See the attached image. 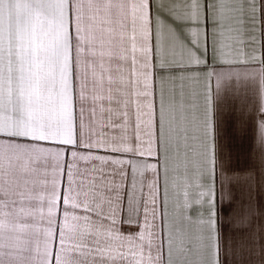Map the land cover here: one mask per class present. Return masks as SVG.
Wrapping results in <instances>:
<instances>
[{
  "label": "snow or ice",
  "instance_id": "1",
  "mask_svg": "<svg viewBox=\"0 0 264 264\" xmlns=\"http://www.w3.org/2000/svg\"><path fill=\"white\" fill-rule=\"evenodd\" d=\"M233 78L264 93V0H0V264H222Z\"/></svg>",
  "mask_w": 264,
  "mask_h": 264
},
{
  "label": "crops",
  "instance_id": "2",
  "mask_svg": "<svg viewBox=\"0 0 264 264\" xmlns=\"http://www.w3.org/2000/svg\"><path fill=\"white\" fill-rule=\"evenodd\" d=\"M243 65H225L217 71L243 72ZM216 95L215 78L212 81ZM218 111L228 116L229 156L218 165L216 173L217 216L221 234L220 260L222 264H264V144L261 143L259 123L264 120V93L259 80L227 81L215 101ZM241 121L245 131L233 133L232 124ZM231 194L233 203H221V193ZM239 202L247 215L241 226L228 220L231 209ZM241 233H248L249 241L241 247L234 243Z\"/></svg>",
  "mask_w": 264,
  "mask_h": 264
}]
</instances>
